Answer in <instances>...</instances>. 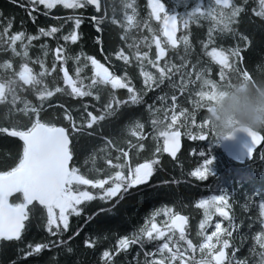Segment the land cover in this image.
<instances>
[{
    "label": "snow or ice",
    "instance_id": "obj_1",
    "mask_svg": "<svg viewBox=\"0 0 264 264\" xmlns=\"http://www.w3.org/2000/svg\"><path fill=\"white\" fill-rule=\"evenodd\" d=\"M11 3L17 4V0H11ZM37 5H43L46 10L58 5L73 10L72 15L63 17L65 23L70 21L72 25L68 33L60 36L65 44H76L81 38L78 29L83 17L75 14V10L88 6H92L97 13L92 15L90 20L96 32L100 34L95 37V42L101 46V51L105 23L121 29L122 42L129 41L134 30L138 32L137 37L126 43L130 54H126L124 48H118L114 56L125 65L132 60L136 62L144 87L142 92L138 91L132 86L126 72L116 74L94 56L82 51L75 55L68 54L66 47L60 43L51 50L47 43L40 45L42 57L46 58L51 51L53 62L50 69L46 67L45 59L32 60L29 49L33 42L41 37L56 36L62 31L63 24L59 27L49 26L47 29L38 28L35 36L25 31L11 32V19L0 26V52L5 55L10 53L12 58L20 61L18 67L14 65L13 59L0 61V105L7 106L5 119L9 115H19L27 121V124L14 121L11 127H0V134L18 138L21 142L14 164L6 170H0V240L23 242L36 213H40L42 227L49 237L44 242H28L23 248H17V260L10 261L9 264H27L28 258L39 256L45 250L56 253L48 258L46 264H58L57 255L61 254V250L72 253L69 242L78 236L85 226L102 215H115L136 189L149 185L150 179L161 165L164 154L172 160H177L182 136L200 141L211 137L207 150L201 149L198 153L201 162L188 172V176L198 181L216 176L211 145L217 138L231 137L234 132H217L208 116L212 111L211 106L215 103L217 95H223L222 89L231 87L234 81L256 82L244 68L241 55L243 49L239 45L228 49L215 46L214 34H230L233 38L238 36L239 40L243 41L244 49L249 46V37L238 33L234 27L246 10L247 0H241V3L236 0H146L147 11L142 18L139 15L137 0H27V6L21 0L18 6L25 9L29 18L35 22L36 18L32 12L36 10ZM179 8H183V11H178ZM45 14L47 15V12ZM253 14L264 21V0H257ZM202 21L208 23L206 39L198 40L197 43L201 45L203 54L219 66L218 80L209 78L211 67L200 66L199 58L195 62L190 60L194 52L190 26L199 27ZM145 32L147 34H144ZM173 55L180 63H172ZM68 62L73 65V75H70L65 67ZM36 63L39 64L38 73L29 66ZM89 65L91 76L87 77L88 82L85 83L83 73ZM146 66H151L155 72L146 70ZM57 70L62 73L63 86H57L55 82L50 86L46 77ZM177 74L180 76L178 83L173 79ZM165 84L172 90L170 103L168 94L164 93L156 97L160 102L159 107L155 101L146 106L152 128L150 139L155 142V147L150 157L132 164V152L139 157L142 151L147 150L144 140L148 134L143 132L145 124L139 118L130 119L124 124L125 135L136 140V143L123 141L128 150L118 146L113 138L103 136L100 124L105 120H120L124 116L125 108L144 104V97L149 89H159ZM197 84L199 89L194 92L196 99L190 100L194 105L190 113L178 104L177 91L184 93L188 87ZM105 88L110 91L102 108L82 104L83 111L79 119L73 116L72 110L65 108L63 104L58 105L63 109V119L69 124V128L57 126L54 122L42 118L45 103L54 95L88 97L99 102ZM118 89L127 90L126 100L116 97L115 90ZM29 91L35 97L36 103L27 98ZM90 107L98 114L89 111ZM198 109L205 110L207 116L201 123L196 124L195 114ZM190 118L192 125L188 123ZM193 125L195 128L190 130ZM94 130L101 132L98 138L103 143L88 153L82 171L75 163L76 148L73 138H76L75 144H79L80 135L95 137ZM241 130L247 132L250 137L246 152V160H250L256 146L264 141V128ZM260 160L264 161V153L260 155ZM169 183L175 185L180 181H162L161 186H167ZM236 183L239 186L241 181ZM253 196H256V193H253ZM93 202H99L102 206L86 214L85 208ZM234 204V195L224 189H221L219 194L206 196L195 202V207L202 211L195 234L198 242L188 237L187 216L167 205L157 207L149 213L142 225L130 234L119 235L113 248L102 251L101 264H115L114 258L121 253L126 254L132 245L139 246L137 256L140 252H143L144 256L143 260L133 257L135 264H249L246 258L237 257L239 248L249 236H239L237 243L240 224L236 222V214L232 210ZM241 207L245 213L250 209L257 210L252 217V223L249 224L250 229L253 225L256 226L250 236L253 244L249 252L259 257L255 264H264V199L246 198ZM161 215L163 222L158 223V217ZM71 217H83V223L65 239V234L71 228ZM213 217H216L215 221ZM223 222H226V226ZM115 235L113 233V236ZM106 239V234L89 236L84 239L83 244L87 248H93ZM146 244H152L154 248L144 251ZM257 246L259 251H256Z\"/></svg>",
    "mask_w": 264,
    "mask_h": 264
},
{
    "label": "trees",
    "instance_id": "obj_2",
    "mask_svg": "<svg viewBox=\"0 0 264 264\" xmlns=\"http://www.w3.org/2000/svg\"><path fill=\"white\" fill-rule=\"evenodd\" d=\"M21 0H17V4L11 3V0H0V26L3 23L11 19L13 26L11 32L25 31L28 34L36 35L38 28L47 29L49 26L64 25L62 31L54 37H41L40 39L33 42V45L29 49L30 57L32 60L45 59L46 67L50 69L53 62V56L51 51L46 58L42 57L39 51L40 45L47 43L49 49H55L57 43L64 45L67 49L68 54L75 55L77 52H83L87 55L94 56L101 63H104L106 67L110 68V71H114L116 74L127 73L128 77L138 91H143V78L140 77V68L134 60L130 61L128 65H125L123 61L117 60L114 56L115 51L118 48H124L126 54H130L126 48V43H130L132 38L139 35L135 30L131 33L129 41L122 42L120 40L121 29L110 23L103 25L102 33V51L101 46L95 42V37L100 35L96 32L90 17L94 14L95 9L92 6H88L85 9L75 10V14L82 15L83 22L80 25L78 32L81 36L76 44H65L60 39V36L68 33L71 29V22L65 23L63 17L73 14V10L64 9L58 5L51 10H46L43 5H37L36 10L32 12L35 16V22H33L25 9L19 7ZM27 6V0H23ZM237 3H241V0H236ZM138 11L140 17H144L146 14V0H137ZM257 0H247L246 10L239 17V23L234 25L238 33L247 35L250 39L249 46L244 49L243 41L239 40V37L233 38L232 35H215V46L217 48L228 49L239 45L243 51V65L252 78L259 82L264 80V21L256 17L253 14V9L256 7ZM191 7V5H189ZM178 11H183V8H179ZM47 12V15L45 14ZM102 14V13H101ZM110 14V13H109ZM59 18V19H57ZM23 22V23H22ZM208 30V23L201 22L198 27L196 25L190 26L191 36L190 39L194 44V52L190 57L192 62H195L197 58L201 61L200 66L208 65L211 67V73L209 78L218 80L217 73L219 66L214 62H211L209 57H206L201 51V45L197 43L198 40L206 39V33ZM144 34H147L146 32ZM179 34V32H178ZM154 52V46H153ZM183 50L181 49V54ZM107 57V59H105ZM154 58V56H153ZM4 59H13L14 65L19 66L20 61L11 57L10 53L5 55L0 52V61ZM172 63H180L175 55L171 56ZM83 63V60L81 61ZM30 67L35 72H39V64H30ZM66 69L69 70V74L73 75V65L68 62L65 65ZM146 70L155 72L151 66H146ZM85 77V83L88 82L87 77L91 76V66L89 65L87 70L83 73ZM174 82H179V74L174 76ZM193 79L195 77L193 76ZM47 83L51 86L53 82L57 86L62 85V73L58 70L53 72L50 76L46 77ZM199 89V84L190 86L184 93L177 91L178 104L187 109L190 113L192 112L194 105L190 103L196 99L194 92ZM109 88L103 90V94L99 102L93 101L91 98H73L68 95H54L48 102L45 103V111L42 113V118L51 122H54L57 126H63L69 128V124L63 119V109L58 105L63 104L65 108L72 110V114L77 119L80 118V113L83 111L82 104L94 105V108H102L109 95ZM167 93L169 96L172 94V90L165 84L159 89H149L144 97L145 103L141 105H134L124 109V116L118 120H105L101 122L100 129H102V135L111 137L118 144V146L125 147L124 140H130L132 143H136L135 138L125 135L124 124L130 119L139 118L142 123L145 124L143 132L148 134L144 140L147 150L142 151L139 157L132 152V158L130 163L135 164L136 162H142L145 158L150 157L152 150L155 147V142L150 139L152 128L150 124V116L146 111L147 104L156 102V106H160V102L156 100V97ZM27 98L33 103H36L35 97L29 91ZM115 95L120 100L127 99V90L118 89L115 90ZM52 105V107H49ZM93 107L89 108V111H93L94 114H98L94 111ZM80 109V111H76ZM6 105H0V127H11L14 121H20L21 124H27V121L22 116H11L9 115L5 119V113L7 111ZM171 113H169L170 115ZM207 113L203 109L196 110L195 122L199 124L205 119ZM181 122L183 118L181 117ZM188 123L192 125V119L190 118ZM195 126H192L193 130ZM96 131L95 137H89L87 135H80L78 137L79 144H75L76 166L84 170V160L88 153L95 148L102 145V140L98 137L101 135L99 130ZM183 131V129H181ZM194 134H196L194 132ZM211 140H190L187 136H182V148L178 152L177 160H172L167 154L162 156L161 165L150 179L148 186H141L134 191V194L129 196L124 203L119 207L115 215H102L95 219L94 222L89 223L85 226L72 241L69 242V246L73 249L72 253H67L61 250V254L57 255L58 264H101L100 254L105 249L113 248L115 239L119 235L130 234L136 228L143 224L144 219L149 213L157 208L165 205L173 207L175 211H179L182 215L189 218L187 224V234L190 239L194 242H198L196 238V231L200 219L202 218V211L195 207V202L203 197L210 196L213 194H219L221 189L227 190L229 193L234 195L235 204L233 205V211L236 214V222L240 224L239 235L237 236V243H239V236L247 235L249 239L245 240L243 246L239 248L237 257L240 259H247L249 264H255L259 259L254 253L249 252V248L252 247L251 234L256 230V226L250 229L249 224L252 223V217L256 213V209H250L248 213L242 210V205L245 203L246 198H252L255 200L257 197L264 199V161L260 160V155L264 153V143L256 150L252 160H248L245 164L240 165L233 162L222 152L218 147L220 138H217L216 142L211 145L212 155L214 157V164L217 175L209 176L205 181H198L194 177L188 176V172L194 169L200 162L201 158L198 153L201 149L207 150L208 143ZM21 142L18 138L9 137L7 134H0V170H6L12 166L15 160L18 158ZM196 153V154H194ZM113 157L115 152L112 153ZM115 162V161H114ZM247 178V179H245ZM177 179L180 181L179 184L169 183L167 186H161L162 181H171ZM241 181L239 186L237 181ZM256 193V196H253ZM98 206H102L99 202L90 203L85 208V213L95 211ZM40 213H36L32 218L29 230L24 236V240L21 243L17 242H4L0 240V264H9L10 261L17 260V248H23L28 242L33 244L36 242H44L49 239L48 234L42 227V221L40 220ZM216 217H213V221ZM163 222V216L158 217V223ZM83 223V217H71L70 218V231L65 234V239L68 235H71ZM226 226V222H223ZM37 225H40L39 227ZM210 227V226H209ZM113 233L116 235L113 236ZM107 235L108 239L103 240L93 248H87L83 244L86 237L89 236H103ZM154 248L152 244H146L144 251H150ZM138 245L130 246V250L124 254H118L115 259V264H135L133 257H137L139 260H143V252H140L139 256ZM256 251H259L258 246ZM56 254L54 251L45 250L39 256H33L28 258L27 264H46L49 257ZM186 255H188L186 253ZM199 257V253H196ZM23 264V262H21Z\"/></svg>",
    "mask_w": 264,
    "mask_h": 264
},
{
    "label": "clouds",
    "instance_id": "obj_3",
    "mask_svg": "<svg viewBox=\"0 0 264 264\" xmlns=\"http://www.w3.org/2000/svg\"><path fill=\"white\" fill-rule=\"evenodd\" d=\"M217 95L208 114L217 132H234L238 128H264V80L253 83L236 80Z\"/></svg>",
    "mask_w": 264,
    "mask_h": 264
},
{
    "label": "water",
    "instance_id": "obj_4",
    "mask_svg": "<svg viewBox=\"0 0 264 264\" xmlns=\"http://www.w3.org/2000/svg\"><path fill=\"white\" fill-rule=\"evenodd\" d=\"M241 129L243 128H238L237 130H235L231 137H220L218 147L233 162H235L236 164L243 165L248 161L246 160V152H247V146L250 143V137L248 136L247 132H244ZM263 143L264 141H262L261 144L256 146V148L253 151V157L256 150H258L263 145ZM181 148H182V137H181Z\"/></svg>",
    "mask_w": 264,
    "mask_h": 264
}]
</instances>
